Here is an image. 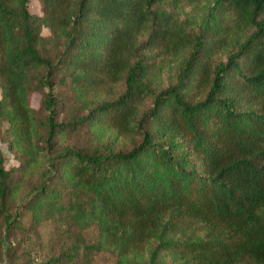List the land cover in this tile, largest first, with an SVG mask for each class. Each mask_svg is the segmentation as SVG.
<instances>
[{
    "label": "trees",
    "instance_id": "obj_1",
    "mask_svg": "<svg viewBox=\"0 0 264 264\" xmlns=\"http://www.w3.org/2000/svg\"><path fill=\"white\" fill-rule=\"evenodd\" d=\"M34 1L0 0V264H264V0Z\"/></svg>",
    "mask_w": 264,
    "mask_h": 264
},
{
    "label": "rangeland",
    "instance_id": "obj_2",
    "mask_svg": "<svg viewBox=\"0 0 264 264\" xmlns=\"http://www.w3.org/2000/svg\"><path fill=\"white\" fill-rule=\"evenodd\" d=\"M30 10L36 11L35 7V1L30 0ZM186 10H188V7H186ZM43 33L45 35L48 34V30L46 28L43 29ZM165 68L163 69V74L161 78V85L165 86L172 78L176 61L166 60ZM171 67V68H169ZM39 98L40 93L36 92L32 97V105L35 108H38L39 105ZM77 110L74 108V106L68 110L67 114L70 115L72 113H75ZM7 126V123L0 119V149L4 155L5 158V167L11 168L16 167L19 164L18 156L15 153L13 149H10L7 142L3 140L1 135H3L4 130ZM114 130L111 128H94L93 130H79L74 133H68L67 135L60 134L59 140L60 143L64 144H86L91 143L94 144L96 141H112L114 138ZM121 140H125V138H121ZM121 143V142H120ZM122 144V143H121ZM27 179L34 180V175L27 176ZM26 189H22L20 194H24ZM58 230L55 227V224L52 222H43L38 227V237L41 241L40 245L36 244L38 247V250L40 251V255L36 258V262H39L40 260L44 259L49 251L56 250L58 247L61 246V240L57 237ZM81 238H84L85 240L91 241L93 238H95V230L94 228H89L88 230H84L83 234L80 236ZM62 239V238H61ZM115 257L114 255L109 251H99L96 252L93 255V258L89 264H114ZM8 264V263H5ZM245 264V263H244Z\"/></svg>",
    "mask_w": 264,
    "mask_h": 264
}]
</instances>
